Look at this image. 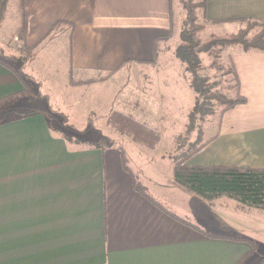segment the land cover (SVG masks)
Wrapping results in <instances>:
<instances>
[{
    "label": "crops",
    "instance_id": "obj_1",
    "mask_svg": "<svg viewBox=\"0 0 264 264\" xmlns=\"http://www.w3.org/2000/svg\"><path fill=\"white\" fill-rule=\"evenodd\" d=\"M17 6L15 19L0 37L6 55L16 56L8 45L17 40L24 19L26 46L34 52L53 50L56 43L68 50L67 77L69 70L75 81L114 72L104 82L72 89L104 85L136 63L156 66L155 46L172 39L171 0H18ZM196 17L202 31H240L246 21L264 23V0H206ZM228 56L237 95L246 103L221 115L214 140L187 165L264 169V53L242 50ZM79 72L96 75L77 80ZM24 90L0 65V112L6 116L0 123V264H264L259 255L264 222L254 223L250 216L256 209L226 214L184 192L173 184L170 159L158 169L162 179L146 184L126 150L110 145L98 131L82 134L86 141L70 142L51 131L49 124L57 123L45 111L23 113L40 97L29 89L20 95ZM115 99L101 124L114 110ZM58 111L51 110L62 114ZM62 115L67 124L74 123ZM93 119L84 123L93 124ZM157 147L149 150L151 164L165 157ZM163 178H168L167 191ZM133 179L168 213L215 238L153 206L133 189Z\"/></svg>",
    "mask_w": 264,
    "mask_h": 264
},
{
    "label": "rangeland",
    "instance_id": "obj_2",
    "mask_svg": "<svg viewBox=\"0 0 264 264\" xmlns=\"http://www.w3.org/2000/svg\"><path fill=\"white\" fill-rule=\"evenodd\" d=\"M17 2L18 0H11L8 5L7 19L3 29L0 31V37L7 33V29L4 30V28L10 26L12 20L15 19L18 7ZM171 5L172 39L157 45L155 53L157 65L136 63L120 71L110 82L104 85L93 86L89 89H72V87H69L67 83L68 50H61L62 48L58 43L53 44V50L51 48H43L34 52L33 61L27 65L25 72L40 81L39 83L32 82L33 86L29 89L30 95H40V97L39 101L34 100L29 105L27 104L23 113L33 109L45 111L57 123L52 124L57 133L69 139L70 142H81L83 139L86 141L82 134L89 133L91 136V131H98L101 135L107 137L110 145L114 143L126 150L132 159L134 170L143 171L146 177L143 180L146 184L153 179H162L158 169L163 167V165H169L170 156L176 154L179 138H188L189 142L195 143L198 137V130H200V143H203L207 138L215 135L221 111L225 107L222 103L212 100L209 103L210 114L197 123L196 129L192 134L187 135L188 116L193 109L195 94L189 86L190 77L185 70V65L178 61L175 54L176 49L181 44L180 34L183 31L185 11L181 5V0H171ZM21 23L22 20L20 19ZM237 31L207 29L199 32L197 36L201 42H204L211 37L235 35L239 32ZM258 31V28L251 30L246 37L247 40L255 36ZM16 42L17 40H15V43L11 41L10 44L12 46L9 47L8 45V48H12V53L15 52L13 54L18 56V48L21 43L19 41ZM236 51L240 52L242 48L240 46L222 49L214 48L207 53L199 55V73L207 81L209 94L219 95L228 100L237 96L238 83L234 77L233 67L228 56ZM19 66L20 64L14 65L16 69ZM94 75L96 74L92 72L86 73V75L79 72L76 73L75 77L80 80L85 79V77H94ZM97 77H100V75ZM119 85L120 89H118ZM115 98L124 103L136 101L140 104V108L134 111L133 115L138 120L158 130L160 142L157 145V151L159 154L164 155V158L159 156L158 159H153L151 164V157L153 156L151 151L133 144L129 138L109 129L106 124H101L104 113L109 110L110 103ZM115 105L120 109L121 105L116 103ZM112 108L115 109L114 105ZM51 110H61L62 114L67 115L74 123L67 124L62 114H52ZM5 117L0 112V123L4 121ZM88 118L89 121L93 119V124L84 123ZM135 150H141L148 155L140 156ZM145 162L147 166L144 165ZM161 173L164 174V171L161 170ZM167 179L163 178V184L167 187L164 188L166 191L170 189ZM172 190L179 194L176 190ZM215 202L213 204H215L216 209L235 216H238L240 211L245 212L248 209H240L238 203L232 199L221 198ZM251 212L253 213L250 216L254 223L262 225L264 212L262 210ZM262 226L264 227V225ZM259 255L264 256V251H259Z\"/></svg>",
    "mask_w": 264,
    "mask_h": 264
},
{
    "label": "trees",
    "instance_id": "obj_3",
    "mask_svg": "<svg viewBox=\"0 0 264 264\" xmlns=\"http://www.w3.org/2000/svg\"><path fill=\"white\" fill-rule=\"evenodd\" d=\"M9 1L10 0H0V27L5 21L6 8ZM205 3L206 0H181V5L185 11V21L183 24V31L180 34L181 44L176 49L175 54L178 61L185 65V70L190 77L189 86L195 94L193 109L188 116L189 124L186 129L187 135L192 134L196 129L197 123L201 122L204 117L210 114L209 103L212 100L218 101L225 106L221 111L220 117L226 111L246 103V100L238 95L228 100L219 95L209 94L207 81L199 73V55L207 53L214 48L222 49L234 46H240L245 52L256 51L264 53V23L259 21H246L245 28L235 35L211 37L201 42L197 34L203 30V26L199 25L197 22L196 11L198 9L205 10ZM254 28L259 29L258 33L250 40H247V35ZM16 35L17 40L21 43V46L18 48L19 55H6L4 51L0 49V65L8 69L21 81L25 87V90L20 94L23 95L30 89L31 82L33 81L32 78L25 73L24 66L33 59L35 50L34 48L26 46V26L24 19ZM16 64H20L18 69L14 67ZM113 74L114 72H108L98 78L75 81L72 70H69L68 85L72 88L90 86L108 80ZM115 103L121 105V107L118 109V106L115 105V109L110 112L106 120V126L119 135L129 138L132 143L148 150H154L160 142V134L157 129L135 118L133 113L139 108V103L136 101L124 103L118 99ZM122 105L124 106L122 107ZM49 126L52 132L57 133L52 124H49ZM200 137L201 131L198 130V137L195 143L189 142L188 138H179L176 154L170 156L173 184L184 192L209 205H212L213 202L221 198H227L236 201L240 209L248 208L264 211V169L240 165H187V162L192 157L200 153L202 149L214 140V137H211L203 143H200ZM121 156L124 161L127 160L123 151H121ZM133 189L149 200L153 206L161 209L174 220L198 231L204 236L215 238L212 235L203 233L190 223L168 213L158 202H155L152 198L147 196L144 187L140 183L135 182L134 179ZM236 239L253 245L250 240L244 238ZM262 262L263 261H261L260 264Z\"/></svg>",
    "mask_w": 264,
    "mask_h": 264
}]
</instances>
